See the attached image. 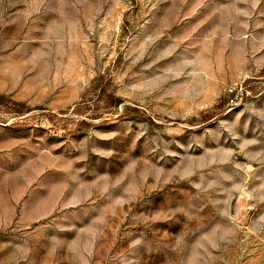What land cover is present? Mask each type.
I'll use <instances>...</instances> for the list:
<instances>
[{"label":"rangeland","instance_id":"1","mask_svg":"<svg viewBox=\"0 0 264 264\" xmlns=\"http://www.w3.org/2000/svg\"><path fill=\"white\" fill-rule=\"evenodd\" d=\"M0 264H264V0H0Z\"/></svg>","mask_w":264,"mask_h":264}]
</instances>
